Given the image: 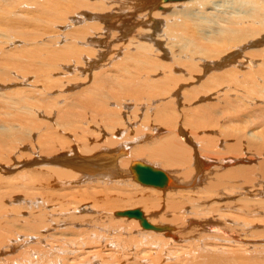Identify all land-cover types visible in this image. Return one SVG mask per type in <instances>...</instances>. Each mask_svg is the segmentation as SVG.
Masks as SVG:
<instances>
[{"label": "bare ground", "instance_id": "obj_1", "mask_svg": "<svg viewBox=\"0 0 264 264\" xmlns=\"http://www.w3.org/2000/svg\"><path fill=\"white\" fill-rule=\"evenodd\" d=\"M25 2L26 0H0V100L2 101L0 105L7 103L3 102L5 99L11 100L12 106L8 108L11 109L13 116L10 119H0V149L2 146L4 149V145L14 144L15 137L21 142L36 141L39 137L32 122L40 118L33 112L24 117L22 110H18L21 106L28 109L31 103L30 98L36 95L24 98L21 91L16 89L17 84L29 83L28 87L39 85L37 81L27 78L29 74H32L34 69L32 66L37 61L38 69L45 67L51 69L59 63L61 71L62 68L71 71L70 76L78 78L74 82L85 80L91 73L94 74V80L88 81L87 86L83 84L80 90H70L71 93L66 94L67 89L64 85L66 86L69 82L60 81L63 84H60L61 88L59 77L54 80L47 79L49 84H46L45 79L43 91L38 90V99H44L46 93L51 92L48 86L49 88L59 86V90L63 92H61L62 96L60 93L59 99L63 106L59 105L57 109L46 110L45 135L48 133L51 135L52 119H63L60 136L57 137V146L49 142L48 157L44 161H39L43 162L42 165L38 163L28 167L30 168L28 171L30 176H27L29 183L18 187L20 192L13 193L15 199L23 201L28 207L38 204L36 200H41L42 203L43 200L48 202L49 197L54 196V191L64 188L63 184H68L77 176L87 174L91 179L95 166H98V171L95 170V172L109 176L114 166L123 168L135 155L141 153V147L135 146L129 151L127 148L129 143H122L115 136L111 137V133L117 128V119L127 114L128 98L125 95L112 94L110 91L103 90L99 85V81L106 78L103 76L105 70L121 66L122 62L127 60V64L132 61V64L140 68L136 72L139 78L134 79L136 84L143 83L144 87L153 85L149 89V92L153 91V96L168 94L172 106V115L168 106H162V110L167 113V119L154 127V130L159 133L157 136L154 132L157 142L149 154L157 157L162 165L167 164L170 167L187 165L182 171L183 181L176 180L177 185L172 187L170 183L172 177L168 174L160 169L156 168V170L149 164L134 163L132 170L137 179L140 170L144 169L148 172V175L152 177L149 183L138 180L142 184L149 185V188H155V194L160 196L159 200L163 199L164 203L160 204L159 201L152 205L157 212L148 214L134 212L130 215L139 217L136 220L133 219L138 227L142 222V226L146 224L145 227L148 229L143 232L158 235L161 240L168 241L164 248L175 244L173 242L178 239L183 240L179 229L188 225L191 216L194 218L205 216L203 220L214 223L215 221L207 218L208 210L204 200L218 195L213 189L218 188L219 185L224 184L225 189H228L226 184L231 179L241 180L253 177V167L243 166L241 163L254 161L253 150H244L247 146L251 148L254 133L240 132L247 126L235 128L234 131L239 132L233 135L229 134L231 132L221 130V118L225 116L221 108L229 106L232 107V112L239 111V105L234 98L235 90L231 88L213 90L209 87L216 85V80L223 79L227 73L244 66L249 67L239 71L250 73L254 77L257 72L264 71V0H61L63 8L59 20L55 23L52 19L60 27L67 26L64 29L65 33L58 34L63 38L59 40L62 43L61 50H50L47 54H40L30 60L17 58L15 54L20 51V45H14L22 43V40L18 39L25 34L22 31L23 22L15 18V11L21 9ZM18 70L20 72L13 79V73ZM124 70L128 71V67L125 66ZM27 73L29 74L26 75ZM130 77L133 76L130 75ZM191 79L195 84L191 86L190 91L182 92V86L190 83ZM74 82L70 85L76 84ZM70 85L67 86L71 87ZM127 88L134 87L119 85L116 90L121 91ZM40 91L44 93V96ZM70 97L75 99L76 103H70L68 101ZM2 98L5 99L2 100ZM13 98L17 100L14 99V101ZM254 99L251 96L246 97L247 103ZM154 102L156 103L157 100ZM175 104L185 105L187 109H195L199 117L203 119L202 124H205V128L201 126V123L179 120L174 114ZM74 107H79L80 110L75 111L72 109ZM71 116L90 117L91 122L100 128L102 138L93 139L81 145L79 141L83 135H79L78 128L69 123L68 119L71 120ZM239 117L240 115L234 116V118ZM15 121L17 124H14ZM67 131L71 132L68 134L70 141L66 138ZM137 131L139 127H136L132 133ZM23 132L33 135L27 140V136L22 135ZM198 132H204L207 135L204 136L206 140L198 141L196 146L193 135ZM121 133L125 135L123 131ZM129 138L131 142L139 137L129 135ZM54 148L60 152L59 155L53 154ZM28 152H30V159L35 157L36 149L31 147ZM3 153L6 155L7 151ZM33 161L34 159L30 160V163ZM229 164H236L233 171L214 173L213 175L216 174L214 177L208 173L206 175L201 173L210 165L217 171L220 167H226ZM203 167H205L204 170H202ZM5 168L9 167H4V170ZM262 172L264 173V167ZM115 173L118 172L115 171ZM105 178L102 180H106ZM99 179L98 176V181ZM203 180H206V185L196 193L187 189V186L191 185L197 190ZM6 181L0 177V188L15 189L16 185ZM237 188L239 189L238 186ZM25 189L27 191L23 192ZM39 193L40 196H37ZM4 196L5 194L0 190V210H4L3 207L1 208L6 199L3 198ZM199 201H204L206 205L199 206ZM189 205L192 211L188 208ZM41 211H46L44 212L46 215L49 213L45 208ZM168 211L174 212L172 219L177 221V225L162 222V219L160 222L154 221L156 217L159 215L161 217ZM190 212L191 215H185ZM214 212L223 219L229 217L224 211L220 214V209ZM3 216H0V231L5 228L6 223L3 220H7ZM233 216L238 221L234 214ZM41 217L45 216L40 214L35 216L32 224L28 220L27 226L34 229L37 226L36 219ZM130 221H132L131 218ZM217 230L225 233L227 227L222 226ZM189 247L191 248V245ZM191 251H193L192 248Z\"/></svg>", "mask_w": 264, "mask_h": 264}, {"label": "rangeland", "instance_id": "obj_2", "mask_svg": "<svg viewBox=\"0 0 264 264\" xmlns=\"http://www.w3.org/2000/svg\"><path fill=\"white\" fill-rule=\"evenodd\" d=\"M55 3L56 5H54ZM62 8L61 0H26L22 8L15 11V18L23 22L22 31L25 32L21 39H18L22 40V43L14 44L20 45V51L15 54L17 58L30 60L40 54H47L50 50H61L62 43L59 40H63V38L58 34L65 33L64 29L67 26L60 27L59 24H55L57 23L55 21L59 20ZM37 63L39 62L37 61ZM36 64L32 66L34 68L32 74L27 73L26 75L29 74L27 78L37 81L39 85L28 87L29 83L17 84L16 89L21 91L24 98L36 95L30 98L31 103L28 109L21 106L18 110H22L24 117L33 112L40 118L32 122V126L38 132L39 137L36 141L28 142L26 140L21 142L15 137L14 144L11 146L4 145V149H2L3 146L0 149V177L7 180L8 183L16 185L13 190H9V187L0 188L1 193L5 194L3 198H6L1 206L4 210H0V213L3 212L0 216L4 214L7 218V220H3L6 223V230L4 228L0 231V233L2 232V237H0V264H264V173L262 172L264 167V71L257 72L254 77L250 73L240 72L249 67L244 66V68H239L240 71L227 73L223 79L216 80V85L209 87L213 90L222 88L235 90L234 98L239 105V111L234 113L232 107L229 106L221 108L223 115H225H222L221 118V130L227 133L231 132L229 134L233 135V133L238 134L239 132L234 131L235 128L247 126L245 130L240 132L254 133L251 148L249 146L244 147V150H253L254 161L241 163L243 166L253 167V177L241 180L231 179L226 184L228 189H225L224 184L216 187L217 189L214 188V192H217L218 195L204 201L207 204V218L215 222L209 221L208 223L203 220L205 216L195 218L191 216L188 225L179 229L180 237L183 240L178 239L173 242L175 244L164 248L168 241L161 240L158 235L143 232L148 229L145 227L146 224L142 226V222L141 226L138 227L133 219L136 220L139 217L130 215L134 212L137 214L157 212V209L152 205L160 201V196L155 194V188H149V185L142 184L135 176L132 166L136 162H141L146 165L149 164L155 169H160L172 177L170 183L172 187H175L177 185L176 180L183 181L182 171L186 169L187 165L172 167L167 164L162 165L157 157L149 154L157 142L154 132L157 133V136L159 133L154 130V127L167 119V113L162 110V106H168L171 115L172 106L168 94L162 93L153 96V91L149 92L153 85L144 87L143 83L136 84L134 79L139 78L136 72L140 68L132 64V61L127 64V60H124L121 66H114L112 69L105 70L103 76L106 78L99 81V85L102 86L103 90L110 91L112 94L125 95L128 98L127 114L125 113L126 115L117 119V128L111 133V137L115 136L118 141L129 143L127 146L129 151L135 146L141 147V153L135 155L123 168H119L118 165L114 166L109 176L95 172V170L98 171V166H95L94 174L90 176L91 179L88 178L87 174L77 176L68 184H63L64 188L54 191V196L49 197L50 201L48 202L43 200L42 203L41 200H36L35 202L38 204L28 207L23 201L15 199L13 193L20 192L18 187L29 183L27 176H30L28 173L30 168L28 169V167H33L38 163L43 164L39 161H44L48 157L49 142L57 146V137L60 136L59 132L63 119H52L51 135L49 133L45 135L46 110L57 109L59 105L63 106L62 101L59 100L62 90L60 91L58 87L63 85L60 81L69 82L66 84L67 86L76 79L75 76H70L72 75L71 71L63 70V68L61 71L59 63L51 69L50 67L38 69ZM125 66L128 67V71L124 70ZM58 71L60 72L58 73ZM63 71H67L68 74L67 72L63 74ZM19 72L20 70L13 73V79ZM92 74L81 82H74L76 84L73 83L74 85H70L71 87L64 85L67 89V91L65 90L66 94L71 93L70 90H80L84 85L87 86L89 82L94 80V74ZM130 75L133 77L131 78ZM63 76L66 77L62 78ZM56 78L60 82L59 86L56 88H49L48 86L51 92H47L44 99H38V90L43 91L45 79L54 80ZM89 78L90 80H88ZM189 82L186 86H182V92L190 91L191 86L195 84L193 79ZM46 84H49L48 80ZM119 85L125 87L131 85L134 88L117 91L116 87ZM10 95H12L11 92ZM41 95L44 96V93L41 92ZM14 96L17 95L14 94ZM179 96L181 97V94ZM248 96L255 99L247 103L246 97ZM4 99L2 98V100ZM155 100H157L156 103ZM8 101L9 104H7ZM68 101L72 104L76 103L72 97ZM3 102L7 103L0 105V119H10L13 117L11 109L8 108V106H12L11 100L5 99ZM72 109L80 110L79 107ZM121 110L124 112L123 109ZM174 110V114L179 120L201 123V126L205 128V124H202L203 119L199 117L195 109H187L185 105L175 104ZM236 115H240V117L234 118ZM68 120L71 125L78 128L79 135H83L79 141L81 145L87 141L102 138L100 128L91 122L90 117L71 116V120ZM14 124L17 122L15 121ZM136 127H139V131L132 133ZM122 131L125 135H122ZM68 134L71 132L67 131L66 134V138L70 141ZM22 135L27 136L28 140V137L33 134L23 132ZM129 135L139 138L130 142ZM206 135L207 133L204 132L193 135L194 144L197 146L198 141H205L204 136ZM31 147L36 149L32 163H30L32 159L29 158L30 152H28ZM4 151H7L6 155L5 153L2 154ZM53 154L59 155L60 152L54 148ZM236 164L220 167L217 171L211 165L206 169L205 166L202 170L205 169L206 172L201 171V173H204L203 175L208 173L214 177L221 172L233 171ZM4 167L9 168L4 170ZM115 171L118 173L116 174ZM214 173L216 174L213 175ZM96 174H99L100 179L103 176L106 177V180H102L104 179L102 178V182L100 179L98 181ZM212 178L211 180L214 181ZM237 180L241 181V184ZM204 185H206V180L202 181L197 190L191 185H188L187 189L196 193ZM159 189L157 188V190ZM26 191L25 189L23 192ZM37 196H40V193ZM27 197L29 196L27 195ZM204 201H199V206L206 205ZM163 203L164 200L162 199L160 204ZM190 207L189 205L188 208L190 209ZM43 208L47 212L49 211L47 215L44 213L46 211L40 212ZM219 209L220 214L224 211L229 217L223 219L222 216L214 212ZM39 214L45 217L36 219L37 226L31 229L27 226L28 220L32 224L33 218ZM173 215L174 212L168 211L163 216L156 217L154 221L160 222L162 219V222L177 225V221L172 219ZM185 215H191V212ZM130 218L133 222L130 221ZM222 226L227 227L225 233L217 230ZM154 244L156 246H152ZM190 245L193 251H191Z\"/></svg>", "mask_w": 264, "mask_h": 264}, {"label": "water", "instance_id": "obj_3", "mask_svg": "<svg viewBox=\"0 0 264 264\" xmlns=\"http://www.w3.org/2000/svg\"><path fill=\"white\" fill-rule=\"evenodd\" d=\"M151 178H152V177L149 176V175H148V172H145L144 169H142V170L139 171L138 179H139L141 182L149 183ZM157 183H159V181H158Z\"/></svg>", "mask_w": 264, "mask_h": 264}]
</instances>
